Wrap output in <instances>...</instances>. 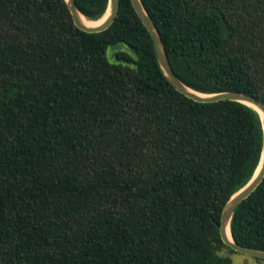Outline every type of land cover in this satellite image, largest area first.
I'll return each mask as SVG.
<instances>
[{
	"label": "trees",
	"instance_id": "1",
	"mask_svg": "<svg viewBox=\"0 0 264 264\" xmlns=\"http://www.w3.org/2000/svg\"><path fill=\"white\" fill-rule=\"evenodd\" d=\"M140 2L184 85L264 103V0ZM261 154L260 115L178 92L130 0L99 33L66 0H0V264H231L222 211ZM230 232L264 250V178Z\"/></svg>",
	"mask_w": 264,
	"mask_h": 264
},
{
	"label": "water",
	"instance_id": "2",
	"mask_svg": "<svg viewBox=\"0 0 264 264\" xmlns=\"http://www.w3.org/2000/svg\"><path fill=\"white\" fill-rule=\"evenodd\" d=\"M133 9L135 10L137 16L149 32L156 57L157 62L162 70L164 76L168 80V82L181 94L185 95L186 97L192 99L195 102L198 103H215L219 101H233L238 102L241 104H244L252 109H254L261 117L262 120V154L260 158L259 165L251 178V180L242 188L240 189L234 196L231 197V199L227 202L226 206L224 207L221 215L220 225H219V232L221 236V240L223 243L230 247L233 251L243 254L246 256H250L253 258H257L260 260H264V250H258L253 248H247L244 246H241L237 244L230 232V222L232 219V216L234 214V211L236 207L244 200L246 199L262 182L264 178V103L257 100L253 96H250L248 94L242 93V92H222V93H215V94H203L199 93L197 91H194L190 88H188L186 85H184L178 77L174 74L163 42L161 40L160 34L156 26L154 25L152 19L149 17V15L144 10L140 0H130ZM68 9L71 13L72 20L74 22V25L87 33H99L102 31H105L108 29L111 24L115 21L118 7H119V0H108V7L106 11V18L102 24L95 27H89L84 25L81 22L80 17L82 16L79 11L77 10L75 6V0H66ZM118 51H128L127 48L123 44H118L113 46L110 49L111 52V63L113 64H128V62L120 60L117 57ZM228 231L230 233V238L228 237Z\"/></svg>",
	"mask_w": 264,
	"mask_h": 264
},
{
	"label": "rangeland",
	"instance_id": "3",
	"mask_svg": "<svg viewBox=\"0 0 264 264\" xmlns=\"http://www.w3.org/2000/svg\"><path fill=\"white\" fill-rule=\"evenodd\" d=\"M94 22V21H92ZM110 49H108L107 53H106V57L108 59L109 62H111V52H110ZM222 255H229L227 253V251H223L221 253ZM230 256V259H231V264H260L259 261H257L255 258L253 257H250V256H246V255H243V254H239V253H236V254H232V255H229Z\"/></svg>",
	"mask_w": 264,
	"mask_h": 264
},
{
	"label": "bare ground",
	"instance_id": "4",
	"mask_svg": "<svg viewBox=\"0 0 264 264\" xmlns=\"http://www.w3.org/2000/svg\"><path fill=\"white\" fill-rule=\"evenodd\" d=\"M107 14H105L101 19L97 20V21H94L92 22L91 20H88L86 19L85 17L81 16L80 19H81V22L86 25V26H89V27H95V26H99L100 24H102L106 18ZM228 237L230 238V233L228 231Z\"/></svg>",
	"mask_w": 264,
	"mask_h": 264
}]
</instances>
